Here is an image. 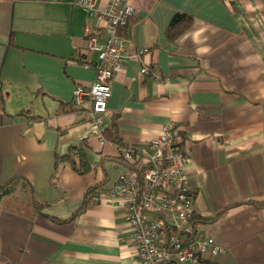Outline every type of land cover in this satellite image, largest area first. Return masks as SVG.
Masks as SVG:
<instances>
[{
    "label": "crops",
    "instance_id": "0c3cea01",
    "mask_svg": "<svg viewBox=\"0 0 264 264\" xmlns=\"http://www.w3.org/2000/svg\"><path fill=\"white\" fill-rule=\"evenodd\" d=\"M74 1L0 0V187L17 183L0 199V264H139L108 196L128 164L92 129L88 103L72 104L95 78L90 37L106 39ZM128 1L104 127L115 118L124 147L179 129L197 233L223 249L199 264H264V0ZM177 13L192 23L169 40ZM79 146L91 171L56 163Z\"/></svg>",
    "mask_w": 264,
    "mask_h": 264
},
{
    "label": "built area",
    "instance_id": "2783aa9c",
    "mask_svg": "<svg viewBox=\"0 0 264 264\" xmlns=\"http://www.w3.org/2000/svg\"><path fill=\"white\" fill-rule=\"evenodd\" d=\"M74 4L106 34L102 44L90 37V49L98 54L92 85L78 86L72 93L75 107L88 103L89 123L102 136L111 81L124 64L121 32L131 21L134 8L128 0H75ZM89 32L85 27L84 33ZM144 52L139 51L136 57ZM141 73L146 74V69ZM178 130L173 124L164 125L155 138L125 148L123 158L133 169L120 173L108 192L111 201L122 202L139 264H199L203 255L216 257L223 252L213 239L197 233L200 222L195 219L194 193L185 172L189 159ZM103 140L100 137L101 145ZM99 199L90 195L89 203Z\"/></svg>",
    "mask_w": 264,
    "mask_h": 264
},
{
    "label": "trees",
    "instance_id": "16d2710c",
    "mask_svg": "<svg viewBox=\"0 0 264 264\" xmlns=\"http://www.w3.org/2000/svg\"><path fill=\"white\" fill-rule=\"evenodd\" d=\"M191 23H192V16L185 14V13H177L173 17L171 24L166 30V35L168 39L173 40L174 38H176L178 35H180L182 32L188 29ZM4 102H5V96L0 93V114L4 112ZM65 111L70 112L71 109L65 107ZM75 111L76 110L74 109L73 112ZM102 137L105 139L106 142H110L119 148L120 157L124 160L123 158L124 150L128 146L124 147L122 144V140L119 137V133L117 129V122L115 118L112 119L109 126L103 128ZM55 160H56V163L60 161L69 163L70 166L73 168V170L79 174L87 173L91 171L93 168L90 161L88 160L86 150H84L83 146L71 148L68 154L65 156L59 157L56 155ZM128 168H129V171L133 169V167L130 164H128ZM12 184L15 185L17 183L16 182L14 183V181H12L8 183L7 185L0 187V199L10 194L9 192H11L10 191L11 188L13 189ZM21 188L23 187L21 186ZM195 219H196V222H201V223L205 222L204 220L200 219L197 216L195 217Z\"/></svg>",
    "mask_w": 264,
    "mask_h": 264
}]
</instances>
